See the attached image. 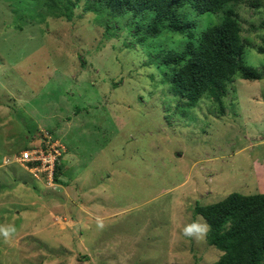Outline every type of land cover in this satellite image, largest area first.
Segmentation results:
<instances>
[{"label": "rangeland", "instance_id": "1", "mask_svg": "<svg viewBox=\"0 0 264 264\" xmlns=\"http://www.w3.org/2000/svg\"><path fill=\"white\" fill-rule=\"evenodd\" d=\"M251 1L236 6L237 19L244 61L263 79L237 76L222 113L207 96L189 108L162 82L156 53L184 47L186 35L142 44V32L117 23L107 38L82 7L71 22L47 15L21 30L16 0H0V264L219 260L208 227L192 237L183 229L208 226L197 205L264 193V0ZM183 12L197 36L221 21ZM41 135L65 146L58 182L50 167L18 161L42 148Z\"/></svg>", "mask_w": 264, "mask_h": 264}, {"label": "trees", "instance_id": "2", "mask_svg": "<svg viewBox=\"0 0 264 264\" xmlns=\"http://www.w3.org/2000/svg\"><path fill=\"white\" fill-rule=\"evenodd\" d=\"M82 2L16 0L19 11L16 17L22 22L17 27L22 30L27 21L33 24L37 19L43 22L47 15L71 22L74 11L82 7L84 12L95 15V21L105 28L107 38L115 35L112 27L117 23L122 29L129 26L135 33L142 32L138 38L142 44L158 39L166 32L186 35L189 40L184 47L178 50L161 48L156 56L160 59L157 64L166 67L163 84L167 82L166 85L179 94L181 101H188L189 108L207 96L218 102L224 113L222 98L237 76L253 81L263 79L260 72L244 61L245 45L236 11V6L244 0H86L84 6ZM250 3L258 8L260 1ZM187 9L198 15L219 14L221 21L197 36L193 29L198 24L183 12ZM147 13H153L154 17L143 24L140 17ZM195 37L198 44L193 40ZM260 51L264 53V48L261 47ZM43 138L41 135L40 139ZM60 161L55 167V182L59 181L62 171ZM195 214L201 215L208 224V244L222 252L219 260L209 264H264V193L243 195L234 192L217 203L197 205Z\"/></svg>", "mask_w": 264, "mask_h": 264}, {"label": "built area", "instance_id": "3", "mask_svg": "<svg viewBox=\"0 0 264 264\" xmlns=\"http://www.w3.org/2000/svg\"><path fill=\"white\" fill-rule=\"evenodd\" d=\"M42 148L33 150H26L21 153L18 161L24 164L30 170H36L37 173L41 171H49V167L53 172L56 164L65 152L64 146L59 143L52 142L51 140H42ZM34 177L36 173H33ZM53 179V174L51 175Z\"/></svg>", "mask_w": 264, "mask_h": 264}, {"label": "clouds", "instance_id": "4", "mask_svg": "<svg viewBox=\"0 0 264 264\" xmlns=\"http://www.w3.org/2000/svg\"><path fill=\"white\" fill-rule=\"evenodd\" d=\"M43 139H41L40 141H42ZM46 141V140H45ZM51 141L52 142H55V141H57V139H56V137H53L52 139H51ZM59 142V141H58ZM64 148H65V146H64ZM65 152H66V150H65ZM65 152L63 153V155L65 154ZM62 155V156H63ZM62 158V157H61ZM20 165V164H19ZM207 225H202V224H200V223H198V222H193L192 224H190V225H188V226H186L184 229H183V231H184V234L186 235V236H189V237H192V236H194V235H199V234H203V233H205L206 231H207ZM5 235H7V232H5Z\"/></svg>", "mask_w": 264, "mask_h": 264}, {"label": "bare ground", "instance_id": "5", "mask_svg": "<svg viewBox=\"0 0 264 264\" xmlns=\"http://www.w3.org/2000/svg\"><path fill=\"white\" fill-rule=\"evenodd\" d=\"M26 151V150H25ZM24 152V151H23ZM21 155V154H20ZM55 171V170H54Z\"/></svg>", "mask_w": 264, "mask_h": 264}]
</instances>
